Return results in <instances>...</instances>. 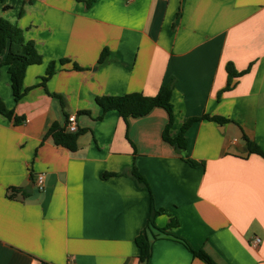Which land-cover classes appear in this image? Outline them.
<instances>
[{"label":"crops","instance_id":"obj_1","mask_svg":"<svg viewBox=\"0 0 264 264\" xmlns=\"http://www.w3.org/2000/svg\"><path fill=\"white\" fill-rule=\"evenodd\" d=\"M0 19L42 58L27 67L18 101L0 67V99L13 112L0 114V264H205L185 243L215 264H264V159L243 139L264 152V0H0ZM61 59L68 63L41 86L48 63ZM228 65L243 74L226 90ZM170 82L169 135L199 118L185 150L162 139V108L123 120L96 103L154 96ZM64 115L84 130L75 151L44 137ZM151 198L166 211L156 227L177 225L150 231L141 263L135 238Z\"/></svg>","mask_w":264,"mask_h":264},{"label":"trees","instance_id":"obj_2","mask_svg":"<svg viewBox=\"0 0 264 264\" xmlns=\"http://www.w3.org/2000/svg\"><path fill=\"white\" fill-rule=\"evenodd\" d=\"M6 50V57L4 61L0 59V67L6 66L7 72L9 74L10 89L13 95L14 101H18L22 98L25 90L22 89V81L25 71L28 66L38 65L41 63L42 58L37 52L35 45L32 41H26L23 37L22 31L10 24L9 22L0 19V55ZM108 58V50L104 48L97 59L98 64L104 63ZM68 60L61 59L58 62L48 63L45 75L41 78V86H44L45 82L51 78L55 73L58 65L67 64ZM74 70H82V68L77 65H72ZM228 81L226 90L230 88L231 80L243 74L237 73L231 65L226 68ZM172 82L168 84H163L159 87L157 93L154 96H144L140 93H129L122 96H102L96 98V103L103 112L114 110L118 115L126 120L127 118H137L147 115L153 108H162L168 115V122L165 125L162 132V139L174 147L177 151L185 150L186 139L184 136L185 131L190 126V124L199 118L187 119L181 126L179 133L171 137L169 135V130L172 126L173 117V106L170 101L172 94ZM54 97L59 98L61 106L63 107V101L57 95ZM88 114L87 111L82 112ZM0 114L7 117L8 119L13 118V112L6 109L4 103L0 99ZM64 124L60 125L57 122L52 123L44 137H50L56 146H60L68 149L69 151H75L77 148L78 137L84 132L83 129L77 130L75 133H70L66 131L65 126L68 123V117L64 115ZM202 118L214 121L216 123L228 122L229 119L220 116H208L204 115ZM15 122H20L21 119L14 117ZM245 141V147L248 154H255L264 159V152L258 147L256 143L247 139L243 136ZM194 165L193 163H191ZM128 175L136 181L138 186L150 191L149 185L142 174H140L135 167L129 171ZM104 176H112V174H107ZM166 213L163 209H156L153 205L152 198L150 201V209L147 216V222L145 228L141 233L135 238V244L139 249L138 260L144 263L148 260L150 256V231L156 230L159 234H165L167 230L177 225L176 219H171L170 222L164 228H158L155 225V218ZM185 245L189 248L192 255L205 264H215V262L202 250H194L187 243ZM40 264H45L41 262Z\"/></svg>","mask_w":264,"mask_h":264},{"label":"built area","instance_id":"obj_3","mask_svg":"<svg viewBox=\"0 0 264 264\" xmlns=\"http://www.w3.org/2000/svg\"><path fill=\"white\" fill-rule=\"evenodd\" d=\"M65 129H66V131H68L70 133H75L78 130L76 122H75V117H73V116L68 117V123L65 126ZM35 183H36V186H37L38 190L41 191L43 189V186H44L43 174H38L36 176ZM259 242H260V239L258 237H256L253 240V245H257Z\"/></svg>","mask_w":264,"mask_h":264}]
</instances>
